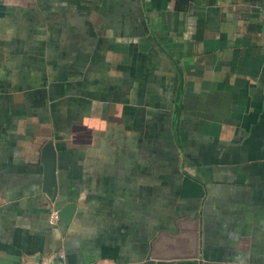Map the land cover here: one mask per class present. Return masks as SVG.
Here are the masks:
<instances>
[{
  "label": "crops",
  "instance_id": "1",
  "mask_svg": "<svg viewBox=\"0 0 264 264\" xmlns=\"http://www.w3.org/2000/svg\"><path fill=\"white\" fill-rule=\"evenodd\" d=\"M87 259L264 264V0H0V264Z\"/></svg>",
  "mask_w": 264,
  "mask_h": 264
},
{
  "label": "water",
  "instance_id": "2",
  "mask_svg": "<svg viewBox=\"0 0 264 264\" xmlns=\"http://www.w3.org/2000/svg\"><path fill=\"white\" fill-rule=\"evenodd\" d=\"M38 158L42 163V183L41 189L54 200L56 194L55 179V148L51 140H45L38 149ZM74 203L68 201L57 211V215L64 217V213L72 210ZM67 218V217H66ZM178 231L168 233L160 231L151 241L150 256L154 258L188 257L194 256L197 249L196 222L195 219L180 217L177 219Z\"/></svg>",
  "mask_w": 264,
  "mask_h": 264
},
{
  "label": "built area",
  "instance_id": "3",
  "mask_svg": "<svg viewBox=\"0 0 264 264\" xmlns=\"http://www.w3.org/2000/svg\"><path fill=\"white\" fill-rule=\"evenodd\" d=\"M78 264H102V263L97 259H87L80 261Z\"/></svg>",
  "mask_w": 264,
  "mask_h": 264
}]
</instances>
